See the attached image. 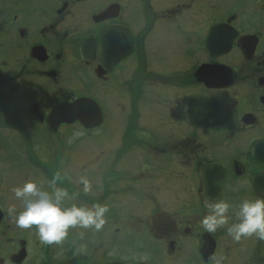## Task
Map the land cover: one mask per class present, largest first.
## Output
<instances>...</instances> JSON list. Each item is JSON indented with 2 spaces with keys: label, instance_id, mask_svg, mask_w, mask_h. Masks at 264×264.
Returning <instances> with one entry per match:
<instances>
[{
  "label": "flooded vegetation",
  "instance_id": "af4514ba",
  "mask_svg": "<svg viewBox=\"0 0 264 264\" xmlns=\"http://www.w3.org/2000/svg\"><path fill=\"white\" fill-rule=\"evenodd\" d=\"M57 171L110 208L62 247L7 213ZM205 194L264 197V0H0V264H264Z\"/></svg>",
  "mask_w": 264,
  "mask_h": 264
},
{
  "label": "clouds",
  "instance_id": "9594fccd",
  "mask_svg": "<svg viewBox=\"0 0 264 264\" xmlns=\"http://www.w3.org/2000/svg\"><path fill=\"white\" fill-rule=\"evenodd\" d=\"M65 179L71 181L66 173L62 175L57 171L47 182V187L44 182L29 180L12 189L15 198L21 201L22 209L17 212L16 207H9V217L19 229L35 228L40 243L45 246L62 247L73 230L100 232L108 222L110 208L107 204L94 203L88 206L72 203L68 206L66 202L75 200L78 194H70L66 187L58 186V182L63 183ZM75 183L82 186L86 195L92 193V182L87 176H80ZM203 199L208 212L200 225L205 232L215 234L220 229H226L228 236L237 243L252 237L264 241V197L255 200L245 198L239 205L207 194ZM230 212H234V222ZM85 231H77L76 234L83 239ZM77 251H86V245H81ZM140 259L147 264L150 257L144 254ZM211 259L214 264H223L225 257L212 256Z\"/></svg>",
  "mask_w": 264,
  "mask_h": 264
}]
</instances>
